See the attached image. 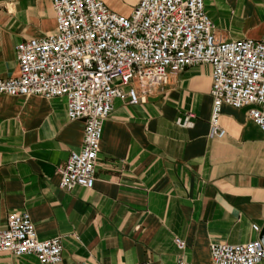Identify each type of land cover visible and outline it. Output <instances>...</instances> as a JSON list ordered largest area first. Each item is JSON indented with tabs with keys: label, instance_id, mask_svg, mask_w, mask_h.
I'll return each mask as SVG.
<instances>
[{
	"label": "crops",
	"instance_id": "0c3cea01",
	"mask_svg": "<svg viewBox=\"0 0 264 264\" xmlns=\"http://www.w3.org/2000/svg\"><path fill=\"white\" fill-rule=\"evenodd\" d=\"M101 1L122 16L138 2ZM203 1L216 38L264 37V0ZM54 29L50 0H0V76L18 74L17 43ZM211 71L201 63L171 73L144 102L115 98L91 188L59 187L57 169L84 132V120L68 119L65 97L0 94V229L27 211L39 239L61 238L57 264H214L211 243L259 239L264 132L247 106L223 104L225 134L210 135ZM188 112L195 118L178 125ZM0 264L42 263L2 251Z\"/></svg>",
	"mask_w": 264,
	"mask_h": 264
},
{
	"label": "built area",
	"instance_id": "2783aa9c",
	"mask_svg": "<svg viewBox=\"0 0 264 264\" xmlns=\"http://www.w3.org/2000/svg\"><path fill=\"white\" fill-rule=\"evenodd\" d=\"M55 29L15 46L18 74L0 76V94L44 98L64 96L68 119L84 120L83 141L59 165V187L91 188L95 181L103 123L115 98L144 102L152 87L171 73L201 63L211 65L210 135L222 137L223 104L248 107V117L264 132V37L218 39L203 0H138L129 16L111 11L101 0H50ZM130 81L135 86L123 87ZM195 115L177 119L188 126ZM0 229V252L34 255L42 264L62 260L60 237L39 239L27 211L11 213ZM255 230L258 226L253 225ZM179 249L185 242L175 238ZM214 264H258L260 239L211 243ZM178 264H184L179 261Z\"/></svg>",
	"mask_w": 264,
	"mask_h": 264
},
{
	"label": "water",
	"instance_id": "95a60500",
	"mask_svg": "<svg viewBox=\"0 0 264 264\" xmlns=\"http://www.w3.org/2000/svg\"><path fill=\"white\" fill-rule=\"evenodd\" d=\"M259 239L263 242V244H264V227H263V229H262V231H261V234H260V236H259Z\"/></svg>",
	"mask_w": 264,
	"mask_h": 264
}]
</instances>
